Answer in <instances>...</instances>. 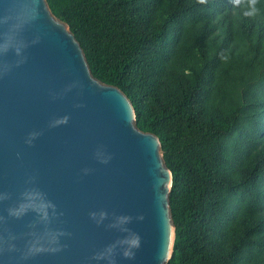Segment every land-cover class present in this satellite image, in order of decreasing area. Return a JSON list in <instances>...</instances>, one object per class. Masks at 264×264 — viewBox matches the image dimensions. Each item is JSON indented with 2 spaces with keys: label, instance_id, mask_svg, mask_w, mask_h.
Returning <instances> with one entry per match:
<instances>
[{
  "label": "trees",
  "instance_id": "1",
  "mask_svg": "<svg viewBox=\"0 0 264 264\" xmlns=\"http://www.w3.org/2000/svg\"><path fill=\"white\" fill-rule=\"evenodd\" d=\"M171 175L165 264H264V0H45Z\"/></svg>",
  "mask_w": 264,
  "mask_h": 264
},
{
  "label": "water",
  "instance_id": "2",
  "mask_svg": "<svg viewBox=\"0 0 264 264\" xmlns=\"http://www.w3.org/2000/svg\"><path fill=\"white\" fill-rule=\"evenodd\" d=\"M170 182L46 1L0 0V264H165Z\"/></svg>",
  "mask_w": 264,
  "mask_h": 264
},
{
  "label": "clouds",
  "instance_id": "3",
  "mask_svg": "<svg viewBox=\"0 0 264 264\" xmlns=\"http://www.w3.org/2000/svg\"><path fill=\"white\" fill-rule=\"evenodd\" d=\"M65 122H66V120H65ZM127 255V254H126ZM97 258H99V257H97Z\"/></svg>",
  "mask_w": 264,
  "mask_h": 264
}]
</instances>
